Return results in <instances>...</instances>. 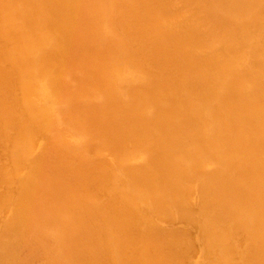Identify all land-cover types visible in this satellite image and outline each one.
<instances>
[{"label":"bare ground","instance_id":"6f19581e","mask_svg":"<svg viewBox=\"0 0 264 264\" xmlns=\"http://www.w3.org/2000/svg\"><path fill=\"white\" fill-rule=\"evenodd\" d=\"M0 264H264V0H0Z\"/></svg>","mask_w":264,"mask_h":264}]
</instances>
